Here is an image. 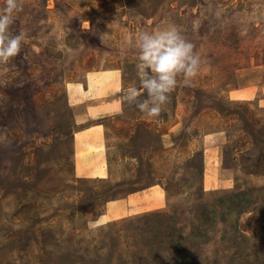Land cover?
<instances>
[{"label":"rangeland","instance_id":"374dc122","mask_svg":"<svg viewBox=\"0 0 264 264\" xmlns=\"http://www.w3.org/2000/svg\"><path fill=\"white\" fill-rule=\"evenodd\" d=\"M22 3L0 64V264H264V0ZM169 24L201 67L149 118L122 96L135 37Z\"/></svg>","mask_w":264,"mask_h":264},{"label":"clouds","instance_id":"9594fccd","mask_svg":"<svg viewBox=\"0 0 264 264\" xmlns=\"http://www.w3.org/2000/svg\"><path fill=\"white\" fill-rule=\"evenodd\" d=\"M22 10V0H3L0 5V64L10 63L21 51L25 34H13L11 27ZM135 46L138 50L136 69L140 87H128L122 101L135 105L145 116L155 118L168 103L178 77H183L185 84L197 77L201 58L175 24L141 31L135 37ZM145 93V98L141 99ZM101 220L102 217H97L88 227H99Z\"/></svg>","mask_w":264,"mask_h":264}]
</instances>
